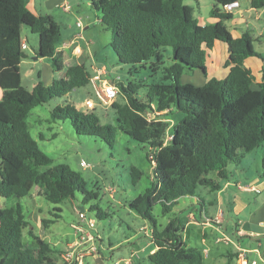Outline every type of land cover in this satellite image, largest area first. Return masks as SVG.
<instances>
[{
	"label": "trees",
	"instance_id": "obj_1",
	"mask_svg": "<svg viewBox=\"0 0 264 264\" xmlns=\"http://www.w3.org/2000/svg\"><path fill=\"white\" fill-rule=\"evenodd\" d=\"M89 1L103 29L111 33L110 46L119 63L131 66L129 74L148 69L151 76L160 75L149 84L125 85L120 79L115 83L123 97L111 105L117 128L102 125L95 108L78 109L73 102L55 107L51 120H68L76 134L98 137L110 146L117 129L147 144L152 152L146 157L150 161L153 155L155 161L151 183L129 207L149 222L155 250L145 259L135 258L134 264H203V249L183 240L182 221L174 218L159 228L153 205L168 213L180 199L195 197L200 187L209 193L220 191L216 178L228 182L227 165L264 144V82L255 84L252 71L243 64L260 56L249 31L233 37L224 24L233 15L223 11L212 10L217 21L201 25L188 14L185 0ZM250 6L263 9L264 0H251ZM23 27L38 38L35 56L49 58L54 72L63 68L56 53L63 40L60 24L46 13L32 12L28 0H0V199L26 198L38 188L39 196L51 203L73 199L75 192L83 194L82 203L87 202L91 194L80 174L53 164L31 136L26 119L35 107L89 86L92 69L84 62L71 65L49 86L38 80L31 90L24 88ZM216 42L226 44L230 52L225 62L229 70L221 79L207 78L206 61ZM195 71L206 78L201 86L180 82L183 75ZM142 88L143 95L138 96ZM174 112L183 117L170 127L166 119ZM170 128L172 139L165 143ZM140 175L132 168L133 182ZM198 199V205L206 208ZM28 227L22 205L0 206V264H55L54 250L30 228L28 235L36 247L24 243Z\"/></svg>",
	"mask_w": 264,
	"mask_h": 264
},
{
	"label": "rangeland",
	"instance_id": "obj_2",
	"mask_svg": "<svg viewBox=\"0 0 264 264\" xmlns=\"http://www.w3.org/2000/svg\"><path fill=\"white\" fill-rule=\"evenodd\" d=\"M29 7L42 12L45 3L51 5L52 0H29ZM251 0H240L241 12L238 11L233 16L224 20L227 29L233 34L246 30V24L251 28L260 26L264 22V15L261 20H255V13L242 14V9L248 8ZM68 11L63 7L50 9L57 22L61 26V34L64 38L74 37L77 44L82 48L85 56L90 51L93 57L107 69L109 75L114 79L120 78V82L127 84H149L159 78L158 74L151 76L148 69H139L137 73L129 74L131 66L119 63L118 57L110 46L111 33L103 29L99 23V13L92 7L89 0H68ZM184 6L188 9V14L192 19H197L198 23L212 24L217 19L211 17V11L220 12L221 3H214L211 0H185ZM35 7V8H34ZM242 16L244 19H239ZM83 24V29L77 26L78 22ZM246 24H245V23ZM87 27V28H85ZM257 33L256 30L251 32ZM36 35L31 34L26 27L22 30V39ZM71 39V38H69ZM29 46L36 47L35 42L29 39ZM89 44L92 47H89ZM225 45L223 43H220ZM226 46V45H225ZM257 51H261L263 46L253 42ZM87 53V54H86ZM218 58L216 51H212L207 58V65L215 64ZM33 65H24L21 70L22 86L31 90L39 80L44 86L51 84L50 78L53 75L52 62L32 61L29 54L26 58ZM82 61L70 62V65ZM90 67V60H85ZM69 64V63H68ZM67 64V65H68ZM168 64L166 58L165 65ZM96 68V67H95ZM195 74V75H193ZM65 75V74H64ZM62 75V77H64ZM193 75V76H192ZM38 76L40 77L38 79ZM215 78H222L223 74L214 75ZM110 78V77H108ZM190 78V80H188ZM205 78L199 71L188 73L182 76L180 82H191L201 86ZM50 81V82H49ZM144 89L138 91V96L143 95ZM86 98L94 101L96 112L100 117L102 125L107 124L117 128V121L111 105L104 107L98 104L92 96L90 86L78 88L70 95L49 100L47 103L39 105L31 110L26 122L31 136L37 141L39 148L46 153L55 165L67 166L71 171L79 173L86 192H90L91 198L83 202V194L75 192L73 199L61 203H51L39 196L38 188H34L31 194L22 199H0L1 207L22 205L24 215L30 223V227L24 230L23 241L29 247H36L35 240L28 235L29 228L33 235L40 237L54 250L53 259L55 264H64L62 255L72 251L75 244L80 243L81 237L90 234L93 238L82 245L78 250H87L90 244L96 246L95 251H85L81 256L82 264H134L135 257L132 256L133 243H137L140 248L141 258L145 259L154 248L149 235L151 227L148 221L142 219L138 214L130 209V203L149 188L152 176V165L146 155L152 150L147 144L139 143L120 130H116L112 145L98 137L76 134L68 120H51V111L57 106L74 104L78 109H85L83 103ZM123 97L118 94L114 101L121 102ZM183 114L174 112L170 119H166L170 127L180 120ZM165 117H161L163 119ZM172 132V129H169ZM87 168L83 167V164ZM132 168L141 173L140 178L133 182ZM227 175L229 186L223 193V203L221 206L225 216H233L240 221L251 224V232L254 237L236 239L232 235L234 222L229 221V225L222 232L214 234L207 232L204 247L201 246V237L187 233L188 245L201 247L204 253L203 264H238L229 254L235 252L238 243H244L242 247L250 243L247 249H257V253L249 254V262L256 261V264H263L261 255L264 256V226L259 223L264 220V144L259 148L246 153L242 159L227 165ZM210 177H214L213 174ZM216 181L223 187L225 179L216 178ZM239 182L249 188L254 186L255 191L240 192L236 183ZM216 193V192H214ZM205 188H198L195 197L182 198L175 206L181 209L185 205L196 202L200 198L204 201L208 209L207 202L215 196ZM199 200V199H198ZM83 208L87 218L95 223L93 229L80 223L77 215L78 209ZM159 228H164L169 220L179 218L181 213L171 211L163 213L159 204L153 205L152 211ZM101 216V218L98 217ZM79 224L82 227L76 229L73 225ZM227 236L233 243L228 244L222 241L223 236ZM217 239L219 241L217 242ZM71 245V246H69ZM205 249V251H204Z\"/></svg>",
	"mask_w": 264,
	"mask_h": 264
},
{
	"label": "crops",
	"instance_id": "obj_3",
	"mask_svg": "<svg viewBox=\"0 0 264 264\" xmlns=\"http://www.w3.org/2000/svg\"><path fill=\"white\" fill-rule=\"evenodd\" d=\"M214 3H216V2H214ZM29 4L30 3L28 2V8L32 12H34V13L39 12L35 7H34L35 10H32L29 7ZM50 4L51 5H48V3H45V8H44V10H42V13H46V14L50 15L57 22L55 16L52 14V12H50L51 11L50 9H53L55 7H63L64 5L69 6L68 0H52V3L50 2ZM238 11L241 12L240 9ZM242 11H243L242 14H245V13L248 14V13L254 12L255 13V15H254L255 20H261V17L264 15V8L260 9V10H256V9L252 8L250 5L248 8L242 9ZM240 17L241 18H239V19L245 20V18H243L242 16H240ZM57 23H59V22H57ZM199 24L204 25L203 23H199ZM85 28H87V27H85ZM254 30H256L257 33H255V34L251 33V32H254ZM244 31H249L253 42L254 43L256 42L257 44H260V46L264 47V22L260 26L253 27V28H251L248 24H246V30L240 29L239 33L233 34L231 32V34L233 35V37L236 38V37H240ZM69 38H71V39H69ZM69 38L63 37L62 42L56 48V53H59L61 55L63 68L61 71H58V72H54L52 70L53 75L50 78L51 82L53 80H56V79H61L62 75L65 74L67 67L74 64L73 61L74 62L82 61L85 63V60L88 61V59H89L90 60L89 64H90L91 69H92V67H96L98 69L99 68H102V69L105 68L101 64H98L97 60L93 57V55L90 51L88 52V54L86 53L87 55L85 56L82 48L77 44L76 39L74 37H69ZM29 39H32V41L35 42V45H36L35 48L29 46V43H28ZM22 41H24L26 43L28 49L25 50V53H26L27 57L29 54L31 55L32 61H43L44 59L50 60L49 58H39V57L35 56V51H36L37 46H38V38H35V37L33 38V36H30V38H29L28 36H26L25 39H23ZM253 42H252V45H253ZM225 45L219 44V42H216L214 44L213 50L217 52L218 58H217L216 63L211 64V66L207 65V63H206L207 78H211L214 75L219 74V73L220 74L222 73L223 77L227 74V72L229 70V66H226L225 62L229 59L230 52L228 50L227 45L226 46ZM89 47L91 48L92 45L89 44ZM253 48H254V46H253ZM254 51L256 53H258L260 57H255V56L249 57L243 61V64L245 67L249 68L252 71V74L254 76V83L257 84V83L264 82V48L261 49V51H257L254 48ZM35 57H37V59H34ZM70 62L73 64L70 65ZM82 62H80V63H82ZM29 64L33 65L32 62H28L26 59H24L20 64V72H21L22 67L24 65H29ZM77 64H79V63H77ZM107 75H108V77H110L108 79L112 78L109 75V72L107 73ZM193 75H195V74H193ZM39 78L40 77L38 76V79ZM218 79H221V78H218ZM188 80H190V78H188ZM202 80H203V82H202V84H203L206 81V78H203ZM1 96H2V91L0 90V98H1ZM228 186H229V182H226L220 191L214 193L215 196H213L207 202V204H210L208 209L199 206L197 203V199H196L195 203L192 202L189 205H185L181 209H176L175 207L172 209V211H177L178 213H181L183 211V214H181L179 219L182 221V223L184 225V227H183V240L184 241L188 240L189 237L187 236V233L190 232V234H195V237L200 235V237H201L200 243L204 247L206 233L211 232L212 235L223 234L222 232L229 225V221L234 222V230H233L232 235H234V237L236 239H243V238L248 237L246 235L240 236L238 233H239V231L247 232V233L251 232L250 222L249 221H247V222L240 221L237 218H234L233 216H227L226 217L224 211H222V209H221V206L223 203V196L222 195H223V193L226 192V190L228 189ZM236 187L240 192L255 191L254 186H251V188H249L245 185L240 184L239 182L236 183ZM259 224L261 225V222ZM218 241H219V239H217V242ZM222 241L224 243H228V244L233 245L232 241L225 235L223 236ZM151 244H153V243L151 242ZM241 244H244V243H238L237 246L233 245L235 247V252L232 254H229V257L232 256V259H235L236 261L238 259L240 250L247 252V259L249 258L248 255L251 254L254 250H256V249H247V246L250 245L249 242H248V244L245 245L246 247H242L243 245H241ZM133 245H135V246H133V250L131 251L132 256H134L135 258H141V252H143L144 248H140L137 245V243H133ZM69 246H71V245H69ZM154 250H155V247L150 251V253H153ZM204 251H205V249H204ZM250 262H249V264H250Z\"/></svg>",
	"mask_w": 264,
	"mask_h": 264
},
{
	"label": "built area",
	"instance_id": "obj_4",
	"mask_svg": "<svg viewBox=\"0 0 264 264\" xmlns=\"http://www.w3.org/2000/svg\"><path fill=\"white\" fill-rule=\"evenodd\" d=\"M241 4L240 0H233L229 1L227 3L222 4V10L223 12L227 14L234 15L238 10L240 9ZM64 10L68 11V6H63ZM77 26L80 29H83V24L79 21L77 23ZM21 49L27 50L28 47L24 41L21 42ZM93 76L90 78L89 86L91 87L92 96L94 97L95 101L100 104L101 106L107 107L113 104L117 94H118V88L116 87V82L119 81V77H115L114 79H108L107 70L105 68H95L92 67ZM84 107L86 109H93L95 106V103L92 99L86 98L84 103ZM148 117L150 119L155 118V115L148 114ZM172 139V134L169 130L166 132L165 136V143L170 141ZM150 163L152 165V168L155 165L154 156H150ZM84 168H87V165L82 163ZM264 183V180H263ZM78 219L80 223H84L89 228L93 229L95 227V223L92 219H88L86 212L82 211L81 209H78L77 211ZM262 226H264V220L261 223ZM74 228L79 229L82 227L79 226V224L73 225ZM240 236H248V237H254L251 232H242L239 231L238 233ZM92 236L90 234L85 235L84 237H81L80 243H77L74 245L73 250L66 252L62 255V258L66 264H82L81 256L85 253V251H88V253H91V251L96 250V246H94L93 243L90 244V247L87 250H78L82 245L85 243L92 241ZM226 239V238H225ZM227 240V239H226ZM240 250V249H239ZM253 252L258 254V250H254ZM262 263H264V256L261 255ZM238 264H249V260L247 259V252L241 251L239 252V256L237 259ZM129 264V263H128ZM250 264H256V261L252 260Z\"/></svg>",
	"mask_w": 264,
	"mask_h": 264
},
{
	"label": "water",
	"instance_id": "obj_5",
	"mask_svg": "<svg viewBox=\"0 0 264 264\" xmlns=\"http://www.w3.org/2000/svg\"><path fill=\"white\" fill-rule=\"evenodd\" d=\"M34 59H37V57H35ZM80 209H81L82 211H84L83 208H80Z\"/></svg>",
	"mask_w": 264,
	"mask_h": 264
}]
</instances>
